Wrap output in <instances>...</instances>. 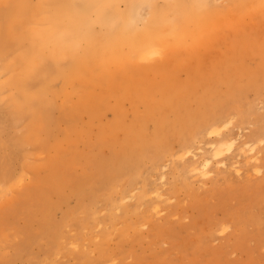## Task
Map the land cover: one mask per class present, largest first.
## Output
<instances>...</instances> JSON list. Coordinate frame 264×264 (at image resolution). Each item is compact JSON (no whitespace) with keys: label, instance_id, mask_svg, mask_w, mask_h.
<instances>
[{"label":"rangeland","instance_id":"obj_1","mask_svg":"<svg viewBox=\"0 0 264 264\" xmlns=\"http://www.w3.org/2000/svg\"><path fill=\"white\" fill-rule=\"evenodd\" d=\"M215 4L221 28L203 46L184 25L181 40L167 37L161 58L143 61L134 53L97 66L91 78H46L50 118L12 156L0 183V264H264V12L253 20L230 11L231 0ZM190 83L193 89L180 86ZM198 96H207L206 110L228 114L231 123L219 134L237 139L233 154L244 142L255 151L227 166L213 160L214 171L201 178L186 171L191 160L181 156L175 136L168 152L159 141L153 150L150 141L141 162L125 150L130 123L145 122L141 144L156 128L152 107L161 110L167 100L198 111ZM3 97L7 109L10 95ZM29 128L22 122L14 134L28 136ZM213 137L201 132L193 141L200 160L210 155L205 142ZM124 161L137 166L122 174Z\"/></svg>","mask_w":264,"mask_h":264},{"label":"bare ground","instance_id":"obj_2","mask_svg":"<svg viewBox=\"0 0 264 264\" xmlns=\"http://www.w3.org/2000/svg\"><path fill=\"white\" fill-rule=\"evenodd\" d=\"M123 2L126 4L122 7ZM148 7L153 10L151 16L145 18ZM231 7L232 12H246L254 17L264 12V0H231ZM221 12L215 0H0V57L4 60L0 73L5 79L0 84V103L5 100L3 94L10 95L7 100L9 107L3 109L0 106V136L3 137L0 149L4 151L0 156V183L9 175L6 173L12 156L33 143L37 124L45 126L50 118L49 103L44 99V93L48 94L51 90L50 86L46 87L48 76L59 77L64 82L77 77L91 78L92 70L97 66L122 63L125 58H132L134 53L141 54L143 61L161 58L167 46V37L175 33L179 38L184 25L192 26L189 37L202 45L207 42L212 29L221 28ZM144 19L147 21L140 24ZM239 19L234 16V22H239ZM97 25L100 29L96 28ZM51 66L54 72L50 70ZM166 92V97L176 99L175 94ZM206 97L198 96V111H190L167 100L161 104V110L152 107L154 110L148 118L155 121V131L142 135L140 144V132L145 122L130 123L126 127L125 150L140 154L141 162L148 154L146 147L150 141L153 142V150L159 149V141L162 143L161 150L166 145L168 152L171 147L167 140L175 136L180 144L181 156H188L191 160L185 167L186 171L195 172L201 178L210 175L213 160L217 165H226L232 159L245 156L247 151L254 152L255 146L244 142L238 145L235 154L232 153L237 139L219 134L222 127L228 128L231 119L225 110H206ZM222 98L218 94L220 101ZM227 99L225 97L223 102ZM168 113L175 115L174 120L167 119ZM22 122H27L30 127L28 136L14 134ZM201 132L209 136L217 135L205 142L210 144V155L202 160L200 156L203 154L195 152L196 143L193 142ZM257 154L255 152L253 160ZM161 155L162 152H159L156 158ZM125 163H121L124 164L120 167L122 174L137 166ZM129 195L124 193L122 199ZM155 197L154 209L157 210L162 194L156 190ZM44 218L51 222L49 214Z\"/></svg>","mask_w":264,"mask_h":264}]
</instances>
